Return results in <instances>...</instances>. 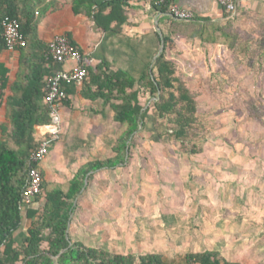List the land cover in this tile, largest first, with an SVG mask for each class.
Returning a JSON list of instances; mask_svg holds the SVG:
<instances>
[{
  "label": "rangeland",
  "instance_id": "obj_1",
  "mask_svg": "<svg viewBox=\"0 0 264 264\" xmlns=\"http://www.w3.org/2000/svg\"><path fill=\"white\" fill-rule=\"evenodd\" d=\"M242 12L236 28L252 54L195 40H181L168 53L197 103L191 142L201 151L192 154L186 142L154 138L147 117L126 164L96 170L84 180L71 220L106 218L112 227L115 221L118 236L107 248L112 253H158L165 264H189L188 254L215 249L222 259L264 264V68L250 66L257 51L264 53V9ZM153 100L149 96L145 107ZM105 111L88 127L98 139L89 142L101 147L99 159L111 155L116 130L112 112ZM156 127L164 132L170 124Z\"/></svg>",
  "mask_w": 264,
  "mask_h": 264
},
{
  "label": "trees",
  "instance_id": "obj_2",
  "mask_svg": "<svg viewBox=\"0 0 264 264\" xmlns=\"http://www.w3.org/2000/svg\"><path fill=\"white\" fill-rule=\"evenodd\" d=\"M43 1L0 0V53L6 50L5 21L17 20L26 38V45L18 49L19 73L10 85L13 95L5 101L3 92L8 86V69L0 62V105L5 102L9 119L8 124L0 125V264H165L158 253L136 258L131 253H112L105 248L73 241L68 229L74 204L84 188L88 172L126 164L134 135L140 126H146L147 117L152 118L154 138H170L181 146L187 144L186 150L192 154L201 151L198 143L191 142L198 125L197 103L168 53L176 47L179 49L181 40H195L204 47L222 46L232 52L240 49L250 52L249 42L240 41L236 28L244 13L237 9L230 16L225 12L224 19L217 22L182 20L171 14L172 0H152V8L161 13L159 29L133 38L122 33L128 0H73V12L89 15L104 35L91 54L100 60L93 66L88 64V55L65 34L84 56L88 74L81 84L65 85L67 99L61 108L69 106L71 96L79 90L83 98L101 102L98 113L102 117H105L104 109L109 108L116 130L110 142L111 155L84 163L64 183H51L44 179L41 162L30 161V153L38 144L34 129L50 121L43 104L46 78L52 72L65 69L64 63H54L50 59L48 43L39 38L41 16L38 10ZM253 58L252 68H264L263 50L257 51ZM149 96L154 98L152 107H145ZM165 121L169 122L170 129L162 132L156 126ZM31 166L38 167L41 172V191L35 200L37 208L27 210L31 222L23 245L15 247L13 233L23 218L19 206ZM187 257L189 264H242L222 259L215 249L191 253Z\"/></svg>",
  "mask_w": 264,
  "mask_h": 264
},
{
  "label": "crops",
  "instance_id": "obj_3",
  "mask_svg": "<svg viewBox=\"0 0 264 264\" xmlns=\"http://www.w3.org/2000/svg\"><path fill=\"white\" fill-rule=\"evenodd\" d=\"M151 1L128 0L129 6L125 10L127 20L122 25V33L124 35L139 38L141 35L157 29L158 18L161 13L156 12L152 8ZM235 1L240 12L251 10V8H256L258 5L263 6L264 9V0ZM174 2L183 9L193 11L194 19L212 22L224 19L225 10L216 0H174ZM72 3L73 0L43 1L38 10V14L41 16L38 25L39 38L43 42L48 43L55 35L66 34L78 45L84 54L88 55V60L91 59L93 61L92 65L95 66L100 63V60L91 56V54L97 49L104 34L96 27L89 15L85 13L75 14ZM18 49L14 51L6 49L0 53V62L8 69V86L3 92L4 101L13 95L10 85L16 80L19 73ZM73 65L74 61L69 60L64 63L63 68L67 69ZM101 108L100 101L92 102L83 98L79 90L71 96L70 105H65L61 108L63 118L62 138L53 145L49 154L40 163L46 178L70 179L81 165L97 159L98 150L101 147L99 143L94 146L92 142H89L93 141V139H98H95L93 134L88 132V127L94 121L99 120L100 117L104 118L98 113ZM104 112L106 115L105 109ZM8 123L7 109L5 108V102H3L0 105V125ZM44 130L42 125L35 127L34 136L38 142L43 137ZM91 132H93V128H91ZM91 173V171L88 172L85 179ZM36 198L30 205L19 206L23 218L19 228L13 233V244L15 247H21L27 236V228L31 222V219L27 217V210L37 208ZM100 219H104L103 223H101ZM100 219H95L94 221L71 220L68 229L70 239L79 241L89 247L109 248L116 241L119 228L115 221L112 227L107 222L108 220H105L106 218Z\"/></svg>",
  "mask_w": 264,
  "mask_h": 264
},
{
  "label": "built area",
  "instance_id": "obj_4",
  "mask_svg": "<svg viewBox=\"0 0 264 264\" xmlns=\"http://www.w3.org/2000/svg\"><path fill=\"white\" fill-rule=\"evenodd\" d=\"M170 5L171 14L178 19L192 20L195 15L191 10L183 9L178 6L174 0ZM230 16L237 11V2L235 0H216ZM3 37L7 50L14 51L26 45V38L23 35L20 24L17 20H8L3 23ZM48 54L54 63H65L74 61V65L69 69H61L50 73L46 78V93L43 97L44 105L47 109L50 121L42 125L45 132L39 140L37 146L30 153V161L39 163L49 154L51 144L60 138L62 133L63 118L61 106L67 99L66 84L76 82L81 84L87 77L88 70L84 63V56L80 50L64 35H55L48 42ZM93 61L88 60V64ZM42 176L38 167L31 166L28 169V178L26 180L20 206L30 205L41 191ZM156 264V263H151ZM191 264H198L191 262Z\"/></svg>",
  "mask_w": 264,
  "mask_h": 264
},
{
  "label": "water",
  "instance_id": "obj_5",
  "mask_svg": "<svg viewBox=\"0 0 264 264\" xmlns=\"http://www.w3.org/2000/svg\"><path fill=\"white\" fill-rule=\"evenodd\" d=\"M157 29H159V28H158V25H157ZM162 47H163V43H162V45H161V48H160L159 52L162 50Z\"/></svg>",
  "mask_w": 264,
  "mask_h": 264
}]
</instances>
